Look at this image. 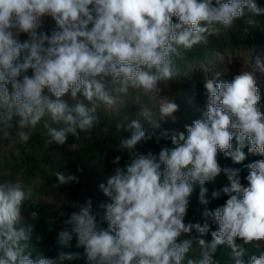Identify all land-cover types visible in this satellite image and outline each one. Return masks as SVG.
Listing matches in <instances>:
<instances>
[{"label":"clouds","instance_id":"1","mask_svg":"<svg viewBox=\"0 0 264 264\" xmlns=\"http://www.w3.org/2000/svg\"><path fill=\"white\" fill-rule=\"evenodd\" d=\"M245 9L264 13L255 0H0V138L15 131L26 143L42 125L47 148L65 145L69 135L90 132L98 122L97 109L116 103L111 91H158L161 82L179 75L181 49L207 44L209 37L244 17ZM45 15L56 23L50 34L40 30ZM21 34L28 39L21 42ZM256 71L264 73L259 58L255 69L241 71L231 82L206 79L202 118L186 125V131H163L161 136L174 147L158 154L132 151L151 134L141 121L131 120L130 138L120 141L121 148L130 150V160L99 185L111 200L101 205L108 227H100L89 199L64 221L57 243L70 247L75 237L87 264H217L221 245L231 249L236 264H245V249L237 241H264V159L247 165L245 187L239 169H222L217 157L219 152L241 163L245 147L264 156ZM178 107L165 101L160 119L149 111L144 116L158 128ZM120 160L117 156L113 163ZM221 172L230 181L222 189L229 198L203 213L218 225L209 242L201 238L209 232L208 223L185 224L184 217L194 185L200 186V202L207 204L204 185ZM54 175L59 185L78 181L61 171ZM219 194L213 192V197ZM32 195L21 182H0V264H65L79 258L80 253L64 251L33 258L28 234L17 227ZM31 216L37 219L39 213ZM193 229L197 237L177 242ZM194 243L199 258H187ZM247 264H264V253L251 255Z\"/></svg>","mask_w":264,"mask_h":264},{"label":"trees","instance_id":"2","mask_svg":"<svg viewBox=\"0 0 264 264\" xmlns=\"http://www.w3.org/2000/svg\"><path fill=\"white\" fill-rule=\"evenodd\" d=\"M257 6L264 9V2L255 0ZM245 15L237 19L228 29H221L219 35L208 38V43H201L191 50L181 49L182 58H177L176 64L180 72L171 80L163 81L160 86L176 91L184 96L195 97L199 92H206L204 81L212 78L214 73L220 76L215 80L229 82L233 74L226 73L233 70L239 59L240 50L250 51V57L254 56V49L264 48V13L255 14L244 10ZM253 18V21L249 20ZM175 22V18H173ZM41 31L51 33L53 29L42 28ZM21 42L28 39L26 34L19 36ZM227 56H232V62H225ZM205 68L202 69V66ZM31 74V73H29ZM210 77V78H209ZM257 107L264 113V96ZM186 105H183L185 107ZM104 105L97 109L98 122L90 132L80 133L79 137L69 135L65 145L52 144L47 148L44 139H47V131L42 125H37L29 141L21 143L19 138L12 132L8 139L0 138V182H21L25 190H32V197L24 202L21 211V219L18 228H23L29 236L28 244L32 250L33 258L43 254L46 258L55 257L60 251L69 253H80L79 258L66 261L65 264H87L83 247H76L77 240L73 237L70 247H62L57 243L58 232L64 227V221L71 213L79 210V205L87 200L92 201V213L100 222V227L107 228V221L103 220L104 209L102 204L111 203L99 185L106 183V178L114 174L117 167H124L130 160V150L121 148L120 141L130 138L131 131L128 130L129 119L105 113ZM117 124L122 127L117 129ZM186 124H165L158 128H145L146 133L151 134V139L142 140L135 147L134 152L140 154H158L164 147H174L171 139L162 137L161 133L167 130L171 132L186 131ZM235 146V140H233ZM246 159L241 163H234L230 157L218 152V163L221 168L239 169V179L243 186H247L245 179L249 173V165L264 156L248 152L247 147L243 149ZM120 156L119 164H114L115 157ZM61 171L66 174L75 175L78 181L59 185L54 173ZM56 185V187H53ZM230 186V181L224 172L215 178L213 182H206L207 188L205 199L207 204L200 202V186L194 185L193 192L189 197V205L184 223H205L209 225V232L203 239L211 241V232L218 230V225L213 218L205 217L203 213L214 211L225 204L229 198L222 192L223 187ZM213 192H219V196L213 197ZM32 212L39 213L37 219H33ZM63 213L64 215H61ZM199 234L193 229L190 234H182L177 242L184 239H192ZM245 249L242 258L247 264L251 255L264 253V241H253L244 244L238 240ZM193 249L187 258H199L198 246L194 243ZM217 264H236L232 257L231 249L227 245L218 247L215 255Z\"/></svg>","mask_w":264,"mask_h":264},{"label":"rangeland","instance_id":"3","mask_svg":"<svg viewBox=\"0 0 264 264\" xmlns=\"http://www.w3.org/2000/svg\"><path fill=\"white\" fill-rule=\"evenodd\" d=\"M261 1L264 2V0ZM249 20L253 21V18L249 17ZM40 23L41 29L48 28L56 30V23L51 16L45 15L41 17ZM254 51V56L250 57V51L240 50L239 59L234 65L233 70L226 71V73L233 74L231 81L234 76L239 74L241 71L255 69L257 58L264 63V48H257L254 49ZM225 62L227 64L231 63L232 56H227ZM204 68L206 72L209 70L208 68L206 69L205 65L202 66V69ZM216 74L219 73H214L212 78L216 79ZM255 79L259 88V94L264 96V73L256 71ZM111 94L116 98V103L111 108L104 105L105 113H109L116 118L123 117L125 119H129L130 121L139 120L141 121V125L145 128L154 127L151 123L146 121L147 118L144 116V111H149L152 118L158 120L160 119L159 107L165 101L173 100V102H175L179 107L178 111H176L172 117L159 121V126L162 123H193L194 120L201 119L202 113L206 110L207 94L203 91L199 92L195 97H186L176 91L165 89L159 85L158 91L145 92L142 89H130L127 94L117 93L115 91H111ZM183 105L186 106L183 107Z\"/></svg>","mask_w":264,"mask_h":264}]
</instances>
